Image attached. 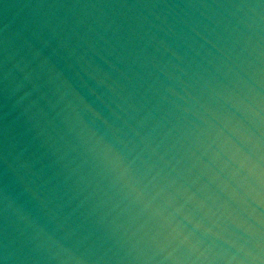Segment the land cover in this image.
I'll return each mask as SVG.
<instances>
[{
	"label": "water",
	"instance_id": "1",
	"mask_svg": "<svg viewBox=\"0 0 264 264\" xmlns=\"http://www.w3.org/2000/svg\"><path fill=\"white\" fill-rule=\"evenodd\" d=\"M0 264H264V0H0Z\"/></svg>",
	"mask_w": 264,
	"mask_h": 264
}]
</instances>
